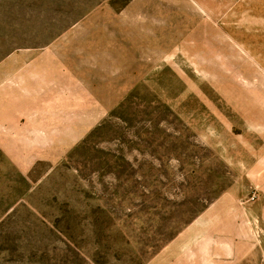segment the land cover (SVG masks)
I'll return each mask as SVG.
<instances>
[{
  "label": "rangeland",
  "instance_id": "obj_1",
  "mask_svg": "<svg viewBox=\"0 0 264 264\" xmlns=\"http://www.w3.org/2000/svg\"><path fill=\"white\" fill-rule=\"evenodd\" d=\"M0 264H264V0H0Z\"/></svg>",
  "mask_w": 264,
  "mask_h": 264
}]
</instances>
